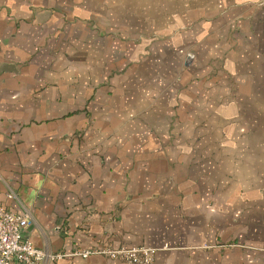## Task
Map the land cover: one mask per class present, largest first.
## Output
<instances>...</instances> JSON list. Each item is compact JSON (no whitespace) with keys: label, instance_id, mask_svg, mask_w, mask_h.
I'll list each match as a JSON object with an SVG mask.
<instances>
[{"label":"crops","instance_id":"1","mask_svg":"<svg viewBox=\"0 0 264 264\" xmlns=\"http://www.w3.org/2000/svg\"><path fill=\"white\" fill-rule=\"evenodd\" d=\"M263 115L264 0H0V204L36 249L264 264Z\"/></svg>","mask_w":264,"mask_h":264},{"label":"built area","instance_id":"2","mask_svg":"<svg viewBox=\"0 0 264 264\" xmlns=\"http://www.w3.org/2000/svg\"><path fill=\"white\" fill-rule=\"evenodd\" d=\"M27 215L7 211L0 204V264H51L64 258L86 259L102 255L124 264H152L155 250L149 248H102L101 250L75 251L70 254L49 253L32 247L22 232Z\"/></svg>","mask_w":264,"mask_h":264},{"label":"rangeland","instance_id":"3","mask_svg":"<svg viewBox=\"0 0 264 264\" xmlns=\"http://www.w3.org/2000/svg\"><path fill=\"white\" fill-rule=\"evenodd\" d=\"M234 89H235V86L233 85L232 86ZM257 88H259V86H256V88L255 89H257ZM256 92H260V89L259 90H257ZM255 92V93H256ZM259 114V113H258ZM263 114V113H262ZM264 116V115H263ZM253 123H257V121L259 122L260 121V118H258V117H254L253 118ZM253 137H254V139L253 140H264V134H263V137L261 136V134H259V133H255V134H253Z\"/></svg>","mask_w":264,"mask_h":264}]
</instances>
